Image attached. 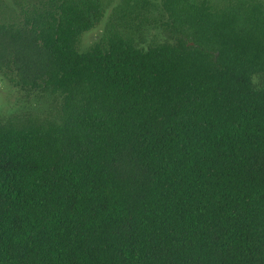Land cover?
<instances>
[{
  "label": "trees",
  "instance_id": "obj_1",
  "mask_svg": "<svg viewBox=\"0 0 264 264\" xmlns=\"http://www.w3.org/2000/svg\"><path fill=\"white\" fill-rule=\"evenodd\" d=\"M187 11L196 45L117 15L20 58L48 97L0 117V264H264V3Z\"/></svg>",
  "mask_w": 264,
  "mask_h": 264
},
{
  "label": "flooded vegetation",
  "instance_id": "obj_2",
  "mask_svg": "<svg viewBox=\"0 0 264 264\" xmlns=\"http://www.w3.org/2000/svg\"><path fill=\"white\" fill-rule=\"evenodd\" d=\"M228 3L229 0L173 1L167 5L162 0H0V90L5 85V90L11 91L15 112L29 101L47 107L48 95L42 85L32 87L20 81L16 68L21 57H44L55 48L61 50L64 39L71 41L77 54L92 51L105 37L110 21H117V15L120 32L124 38L130 34L138 48L147 50L164 42L174 47L196 45V27L180 17L188 9L195 14L213 12ZM61 64L62 58L59 68Z\"/></svg>",
  "mask_w": 264,
  "mask_h": 264
},
{
  "label": "rangeland",
  "instance_id": "obj_3",
  "mask_svg": "<svg viewBox=\"0 0 264 264\" xmlns=\"http://www.w3.org/2000/svg\"><path fill=\"white\" fill-rule=\"evenodd\" d=\"M5 85H3V88L7 89V87H4ZM0 90V117L1 118H5V116L9 113H13L15 112V106L14 104L12 103V99H11V91L9 90ZM32 107L33 109H46V105L45 104H32L31 101H29L28 104H26V106H24L23 108L25 107ZM23 108L21 110H23ZM20 110V111H21Z\"/></svg>",
  "mask_w": 264,
  "mask_h": 264
}]
</instances>
